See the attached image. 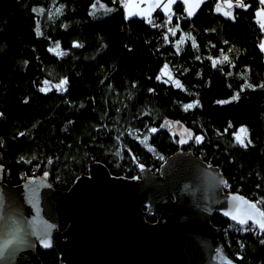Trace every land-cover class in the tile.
I'll return each instance as SVG.
<instances>
[{"label":"trees","instance_id":"obj_1","mask_svg":"<svg viewBox=\"0 0 264 264\" xmlns=\"http://www.w3.org/2000/svg\"><path fill=\"white\" fill-rule=\"evenodd\" d=\"M126 2L0 0L4 182L18 186L47 176L66 191L94 163L114 176L136 179L139 164L158 174L169 157L190 151L220 168L226 194L243 196L264 212L259 26L241 8L232 19L216 13V0L193 18L178 2L169 19L159 11L148 20L127 18ZM165 65L171 79L161 75ZM65 79L64 88L55 87ZM173 123L191 135L187 143L170 131ZM242 127L247 147L235 138ZM212 222L237 264H264V231L221 216ZM38 255L43 264H61L54 251L38 249Z\"/></svg>","mask_w":264,"mask_h":264},{"label":"water","instance_id":"obj_2","mask_svg":"<svg viewBox=\"0 0 264 264\" xmlns=\"http://www.w3.org/2000/svg\"><path fill=\"white\" fill-rule=\"evenodd\" d=\"M138 169L129 179L94 163L64 191L47 176L10 186L0 164V264H43L38 249L61 264H237L213 218L261 230L239 220L262 210L226 194L220 168L190 151L169 157L158 174Z\"/></svg>","mask_w":264,"mask_h":264},{"label":"crops","instance_id":"obj_3","mask_svg":"<svg viewBox=\"0 0 264 264\" xmlns=\"http://www.w3.org/2000/svg\"><path fill=\"white\" fill-rule=\"evenodd\" d=\"M211 0H203L202 3H198V0H187V3L185 0H176L175 3L171 4L169 7H165L166 4H168V0H127L125 4V15L127 18H133V17H139L143 19H150L155 13L161 11L163 12L166 16L171 15L173 13V7L176 3L181 2L184 5L185 12L187 17L193 18L195 14L201 9V7L209 2ZM215 4V12L218 14H221L227 18L232 19L233 18V13L234 10L237 8H241L246 10L253 20L257 23L259 26L261 33H262V38L259 42V48L261 50L260 45L264 43V29H261L260 27V17H257L256 13L260 11L261 9H264V4L260 3V0L258 3H255L253 5H246V7H238L236 0H216ZM231 3L232 7L229 8L227 6L228 3ZM244 2V0H243ZM159 4V7H155V5ZM221 5V10L217 11V5ZM245 4V3H244ZM193 5H196L193 7ZM191 8L193 14L189 15V9ZM225 12H230L231 15L227 16L224 13ZM262 51V50H261ZM264 54V51H262Z\"/></svg>","mask_w":264,"mask_h":264},{"label":"snow or ice","instance_id":"obj_4","mask_svg":"<svg viewBox=\"0 0 264 264\" xmlns=\"http://www.w3.org/2000/svg\"><path fill=\"white\" fill-rule=\"evenodd\" d=\"M175 2H176V0H168V4H166L165 7H169L171 4H173V3H175ZM185 2L187 3V0H185ZM202 2H203V0H198V3H202ZM236 2H237V6H238V7H246V5L244 4L243 0H236ZM260 3H261V4H264V0H260ZM194 6H196V5H193V7H194ZM227 6H228L229 8L232 7V5H231L230 2L227 4ZM93 7L95 8V5H93ZM102 7H103V6H102ZM155 7H159V4L155 5ZM220 10H221V5L218 4V5H217V11H220ZM33 11H34V12H35V11H40V12H42L43 9H39V10H37V9H33ZM59 11H60V9H57V12H59ZM188 14H189V15H192V14H193L191 8L189 9V13H188ZM224 14L227 15V16H230V15H231L230 12H225ZM256 15H257V17H260V21H259V23H260V27H261V29H264V9H261L260 11H258V12L256 13ZM149 22H151V21H149ZM36 31H37V34L39 35V34H40V30H39V28H37ZM169 31H172V32H173V35L175 34L174 30H172V29H169ZM181 42H182V41H181ZM75 46H79V45H75ZM260 47H261V50L264 51V43H262V44L260 45ZM56 49H59V44H58V43H57V45H56ZM50 51H53V49H50ZM58 54H62V53H58ZM223 59H224V60H227V57L225 56ZM221 62H222V61H221ZM216 63H217V61L214 60V61H213V65L215 66ZM167 67H168L167 65L164 66V68L161 70V75H169V78L171 79L170 74L167 72ZM157 79H160V77L158 76ZM166 82H167V81H166ZM47 83H48V82L45 81V84H47ZM174 83H175V85H176L177 88L182 87V85L180 84L179 81H174ZM66 84H67V80H66V79H65V80H61L60 83H59L58 85H55V87H57L58 89H62V88H64V86H65ZM262 86H264V85H262ZM41 91H45V89L42 88ZM233 99H238V95L235 96V97H233ZM229 102H230V101H218V103H229ZM192 107H193L192 104H189V105H186V106H185L186 109H187V108H192ZM229 127H231V125H229ZM151 131H152V132H155V131H157V129L153 128V129H151ZM247 134H248V133H247V129H246V128H243V127L240 128V129H239V132L235 134V138H236L237 143L241 144L242 146L247 147V144H245V139L247 138ZM21 135H23V133H21ZM191 138H192V137H191V135L189 134V139H191ZM145 139H146V138H145ZM201 139H202V137H195V140H196L197 142H200ZM249 143H250V141H249ZM141 167H143V166H141ZM45 175H47V173H45ZM250 207H251L252 209H256V205H255V204L250 205ZM226 214H227V213H226ZM256 216H258L259 219H256V218H255ZM233 219H237V217H236V216H233ZM250 219L253 220V222H254L255 224H258V226H259V228L261 229V231H264V212H261V211H259V210L257 209L255 215H248V216H246L245 218L240 219V220H239V223H241L242 225H243V224H247V223H248V220H250ZM42 243H43V246H44V247H49V246H50L49 242L46 241V240L42 241ZM261 243H264V240H262Z\"/></svg>","mask_w":264,"mask_h":264},{"label":"rangeland","instance_id":"obj_5","mask_svg":"<svg viewBox=\"0 0 264 264\" xmlns=\"http://www.w3.org/2000/svg\"><path fill=\"white\" fill-rule=\"evenodd\" d=\"M171 16H172V14L171 15H168L167 18L169 19ZM168 26H170V25H168ZM181 41H184V39L181 40ZM170 131L174 135L178 136L183 143H187L189 141V133H188V131L181 124L173 123L172 124V128L170 129ZM247 138L245 139V144L247 142Z\"/></svg>","mask_w":264,"mask_h":264},{"label":"built area","instance_id":"obj_6","mask_svg":"<svg viewBox=\"0 0 264 264\" xmlns=\"http://www.w3.org/2000/svg\"><path fill=\"white\" fill-rule=\"evenodd\" d=\"M165 29L167 30V32H169V29H171V27L170 26H166ZM31 178L36 179L37 177H31Z\"/></svg>","mask_w":264,"mask_h":264}]
</instances>
